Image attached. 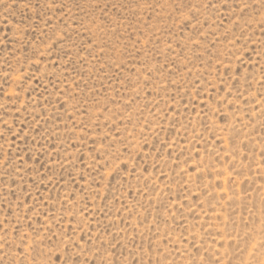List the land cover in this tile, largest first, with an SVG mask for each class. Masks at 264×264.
<instances>
[{"label":"rangeland","instance_id":"rangeland-1","mask_svg":"<svg viewBox=\"0 0 264 264\" xmlns=\"http://www.w3.org/2000/svg\"><path fill=\"white\" fill-rule=\"evenodd\" d=\"M0 264H264V0H0Z\"/></svg>","mask_w":264,"mask_h":264}]
</instances>
